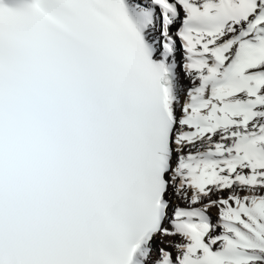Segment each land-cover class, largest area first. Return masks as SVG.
I'll return each instance as SVG.
<instances>
[{"label":"snow or ice","instance_id":"6c2138e0","mask_svg":"<svg viewBox=\"0 0 264 264\" xmlns=\"http://www.w3.org/2000/svg\"><path fill=\"white\" fill-rule=\"evenodd\" d=\"M0 264H264V0H0Z\"/></svg>","mask_w":264,"mask_h":264}]
</instances>
